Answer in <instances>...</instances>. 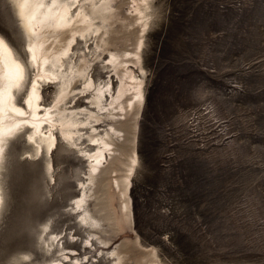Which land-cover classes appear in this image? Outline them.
<instances>
[{"label": "rangeland", "instance_id": "rangeland-1", "mask_svg": "<svg viewBox=\"0 0 264 264\" xmlns=\"http://www.w3.org/2000/svg\"><path fill=\"white\" fill-rule=\"evenodd\" d=\"M110 4L123 14V2ZM150 12L139 63L138 165L129 185L134 231L104 248L94 237L86 244L90 228L73 202L79 181L88 186L87 162L57 131L55 148L43 145L32 157L35 147L21 130L5 145L0 170V264L61 257L54 234L81 264H113L108 252L125 236L156 248L162 264H264V0H152ZM0 33L25 62L28 84L30 35L15 0H0ZM87 45L93 50L91 36ZM72 47L73 60L91 59L95 79L118 83L106 48L95 58L78 35ZM56 90L46 83L43 102L50 105ZM24 93L16 94L21 103ZM70 97L69 108L86 104L84 95Z\"/></svg>", "mask_w": 264, "mask_h": 264}, {"label": "bare ground", "instance_id": "bare-ground-1", "mask_svg": "<svg viewBox=\"0 0 264 264\" xmlns=\"http://www.w3.org/2000/svg\"><path fill=\"white\" fill-rule=\"evenodd\" d=\"M15 1L21 24L30 35L25 61L33 76L27 84L25 62L0 33V170L5 145L19 131L23 130L26 141L35 147L28 154L32 157L42 153L43 145L52 151L57 144L56 131L60 133L78 148L88 166V186L79 181L81 192L73 202L79 209L76 216L90 228L86 244L91 246L94 237L104 248L120 233L134 231L129 185L138 165L137 118L144 96V68L139 63L152 0H119L125 5L121 17L112 9L111 0ZM108 27L110 31L103 32ZM77 35L89 51L88 39L93 38L90 54L95 58L106 48L109 59L105 65L117 77L116 85L111 76L106 81L95 79L91 59L82 60L83 54L78 62L73 60ZM121 37L124 47H117ZM133 64H138L140 74L134 72ZM46 83L57 87L50 105L42 97ZM21 91L25 92L22 103L16 98ZM78 95L85 96L86 104L69 108L66 100L71 96L73 101ZM3 193L0 179V214L5 204ZM53 238L61 257L45 264L82 263L74 248L62 246L60 235ZM138 239L125 236L116 243L108 252L113 264H162L156 248L144 247Z\"/></svg>", "mask_w": 264, "mask_h": 264}]
</instances>
